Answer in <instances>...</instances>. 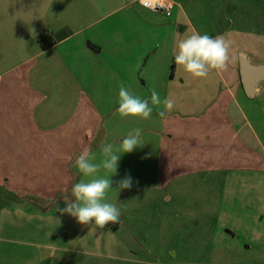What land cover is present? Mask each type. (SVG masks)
Here are the masks:
<instances>
[{
	"label": "crops",
	"instance_id": "obj_1",
	"mask_svg": "<svg viewBox=\"0 0 264 264\" xmlns=\"http://www.w3.org/2000/svg\"><path fill=\"white\" fill-rule=\"evenodd\" d=\"M118 1L0 0V264H150L129 225L139 207L162 196L170 202L197 177L264 173V143L244 103L252 98L237 65L193 78L175 63L173 46L160 54V47L147 50L146 43L138 50L132 42L119 43L136 29L86 34L123 8ZM146 1L127 3L145 9ZM142 14L152 24L141 30L143 37L165 42L184 31L178 13L174 20L151 10L135 15ZM87 19L97 21L86 26ZM240 54L255 60L247 51ZM122 83L142 99L155 89L175 106L165 119L157 115L163 104L153 106L149 119L121 118ZM135 128L142 129V145L120 154L115 175L105 169L97 174L112 180L106 202L120 208V222L101 229L61 214L58 209L74 202L73 184L91 179L75 165L81 151L90 147L99 162L103 144L118 147ZM129 175L132 187L119 189ZM263 191L256 190L258 202H264ZM256 218L262 237L261 206Z\"/></svg>",
	"mask_w": 264,
	"mask_h": 264
},
{
	"label": "rangeland",
	"instance_id": "obj_2",
	"mask_svg": "<svg viewBox=\"0 0 264 264\" xmlns=\"http://www.w3.org/2000/svg\"><path fill=\"white\" fill-rule=\"evenodd\" d=\"M174 1L175 7L169 16L174 20L178 13L184 31L179 29L174 37L171 34L167 42L154 38L153 34L143 37L141 30L152 26L151 17L142 14L138 19L135 15L151 10L152 14L169 17L167 13L147 6L142 9L137 4L131 6L128 0L118 1L117 7L123 8L111 18L87 28L86 34L100 28L121 33L136 29L134 35L120 37L119 43L124 46L132 42L136 50L146 43L145 49L160 47V54H167L172 46L176 48L180 39L191 34L193 27L201 34L223 35L232 41L231 62L237 65L240 78L241 51L250 53L255 61H264V0ZM95 21L87 19L86 26ZM262 88L258 96L244 99V103L249 102L248 110L257 122L264 143V85ZM253 107L258 109L254 111ZM263 179L264 173L253 172L239 178H228L222 173L197 177L181 193L172 194L170 202L166 203L167 199L162 196L161 201L153 200L151 207H139L133 212L137 219L132 217L130 229L150 264H264V231L259 237L260 230L255 227L257 208L261 206L264 210V202H258L256 193L258 188L264 189Z\"/></svg>",
	"mask_w": 264,
	"mask_h": 264
},
{
	"label": "clouds",
	"instance_id": "obj_3",
	"mask_svg": "<svg viewBox=\"0 0 264 264\" xmlns=\"http://www.w3.org/2000/svg\"><path fill=\"white\" fill-rule=\"evenodd\" d=\"M232 41L223 35L215 37L207 33L201 34L195 29L190 35L178 41L173 53L175 63L193 78H207L213 71H226L231 62ZM118 114L121 118L138 117L149 119L153 113V106L164 105V110L157 115L165 119L174 108L175 100L171 97L163 101L159 93L151 90L149 98H141L125 87L122 83L118 92ZM142 129L135 128L128 133L117 147L112 143L101 146L102 159L97 161L96 152L90 147H85L77 157L75 165L79 172L86 177H91L87 182L81 180L72 186L74 202L67 201L66 207L58 209L61 214L67 213L75 217L82 225L94 224L98 228H105L109 223L120 222L121 210L113 203L106 202V194L112 189V180L100 177L97 174L101 169L115 175L120 154L131 153L142 145ZM111 175V176H112ZM133 185L131 176H126L119 181V189H130Z\"/></svg>",
	"mask_w": 264,
	"mask_h": 264
},
{
	"label": "water",
	"instance_id": "obj_4",
	"mask_svg": "<svg viewBox=\"0 0 264 264\" xmlns=\"http://www.w3.org/2000/svg\"><path fill=\"white\" fill-rule=\"evenodd\" d=\"M240 75L245 94L254 98L264 85V61H255L247 55L240 58Z\"/></svg>",
	"mask_w": 264,
	"mask_h": 264
},
{
	"label": "built area",
	"instance_id": "obj_5",
	"mask_svg": "<svg viewBox=\"0 0 264 264\" xmlns=\"http://www.w3.org/2000/svg\"><path fill=\"white\" fill-rule=\"evenodd\" d=\"M152 10L165 11L169 16L175 5L170 0H147L144 4Z\"/></svg>",
	"mask_w": 264,
	"mask_h": 264
},
{
	"label": "trees",
	"instance_id": "obj_6",
	"mask_svg": "<svg viewBox=\"0 0 264 264\" xmlns=\"http://www.w3.org/2000/svg\"><path fill=\"white\" fill-rule=\"evenodd\" d=\"M46 35L42 34L39 36L40 43L42 44L43 49L50 47V43L46 42Z\"/></svg>",
	"mask_w": 264,
	"mask_h": 264
}]
</instances>
